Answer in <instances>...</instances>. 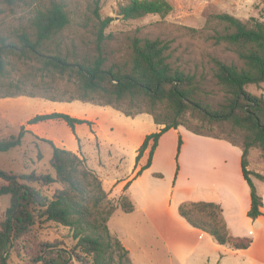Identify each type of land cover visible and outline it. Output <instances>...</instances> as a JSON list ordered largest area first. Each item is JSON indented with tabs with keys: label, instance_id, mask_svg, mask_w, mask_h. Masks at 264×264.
Wrapping results in <instances>:
<instances>
[{
	"label": "trees",
	"instance_id": "16d2710c",
	"mask_svg": "<svg viewBox=\"0 0 264 264\" xmlns=\"http://www.w3.org/2000/svg\"><path fill=\"white\" fill-rule=\"evenodd\" d=\"M28 1L0 0V16ZM172 10L169 0H122L116 13L123 20H138L148 15L163 17ZM94 17L96 29L88 50H82L84 45L65 35L70 18L60 0L34 8L20 29L0 31V86L15 89L0 98L24 95L22 86L38 76L41 90L54 93L44 96L48 100H80L111 106L126 116L151 115L161 128L147 134L139 146L136 161L149 149L138 174L150 166L159 137L171 128L184 126L195 134L226 140L242 149V173L250 187L247 215L251 219L261 215L262 197L249 175L262 181L264 175L247 170V156L251 147L264 150V98L252 94L246 86L264 81V20L246 23L228 13L208 17L200 32L232 56L226 60L208 54L206 63L218 88L208 100L205 76L180 61L170 40L142 35L138 29L123 36L105 34L113 17L101 18L97 7ZM111 40L117 42L118 52L110 48ZM12 58L25 68L14 78L10 77L15 67ZM57 80H63L65 88L58 86ZM70 91L67 98L56 96ZM48 119L62 120L71 129L76 124L90 123L56 111L36 114L27 123ZM228 130L240 136L241 143ZM25 134L37 138L21 125L17 133L0 139V152L19 147ZM41 140L52 149L49 164L54 174L34 170L15 173L0 168V195H9L0 223V264H12V256L22 254L26 256L25 264H133L127 249L108 227L116 206L108 200L101 179L77 154L56 147L49 139ZM182 143L179 135L173 184ZM54 184L58 186L46 193L45 188ZM119 204L124 212L135 208L127 196H122ZM178 211L190 225L208 233L220 245L238 250L252 243L251 237L231 233L218 203L183 201ZM46 223L67 228L74 244L67 248L62 240H39L32 234L35 226Z\"/></svg>",
	"mask_w": 264,
	"mask_h": 264
},
{
	"label": "crops",
	"instance_id": "0c3cea01",
	"mask_svg": "<svg viewBox=\"0 0 264 264\" xmlns=\"http://www.w3.org/2000/svg\"><path fill=\"white\" fill-rule=\"evenodd\" d=\"M75 101L80 100L51 102L59 106L55 111L90 123L76 124L71 129L66 122L58 124L59 120L54 119L28 124L27 120L31 117H26L19 124L37 136V140L49 139L56 147L83 158L87 167L101 179L108 200L116 206L108 227L127 249L133 264H149L144 251L150 252L149 257L156 252L161 254L156 258L157 264H163L162 257L166 258L168 264H264V181L253 174L249 175L263 202L262 214L251 219L247 215L250 187L242 173V149L239 146L178 126L159 137L150 166L138 174L148 159L149 148L138 161L137 150L145 136L154 132L142 133L135 147V161H123L117 153L112 152V146L103 141V138L110 141V137L103 130L102 120L116 116L120 111L111 106H100L103 109L95 110L94 104L81 101L82 113H76L70 111L67 105ZM140 115L149 114L136 116ZM160 128L157 125L156 132ZM179 135L183 143L178 154L179 170L173 184ZM247 170L258 172L257 168H250L249 163ZM122 196H127L134 204L133 211L122 210L119 204ZM183 201L220 204L222 216L231 233L251 237V245L246 249L233 250L218 244L212 236L193 227L179 214L178 206ZM119 214L124 219H135L149 233L150 240L145 243L149 247L142 255H137V259L125 239L128 234L126 225L116 223L115 229H111V219ZM127 240L130 241L129 238Z\"/></svg>",
	"mask_w": 264,
	"mask_h": 264
},
{
	"label": "rangeland",
	"instance_id": "374dc122",
	"mask_svg": "<svg viewBox=\"0 0 264 264\" xmlns=\"http://www.w3.org/2000/svg\"><path fill=\"white\" fill-rule=\"evenodd\" d=\"M50 0H29L27 3L12 7L0 16V31L4 29H20L25 23V18L37 6L48 4ZM64 3L68 11L70 23L65 29V35L72 37L76 42L84 45L82 50H88L92 46L94 31L96 29L94 10L98 9L101 18L111 16L113 20L109 23L104 33H113L117 36L131 34L135 30L146 36H159L171 41V47L175 55L180 57V61L188 68L194 69L199 75L205 76V88L207 89L208 100H212L217 93V86L214 84L209 73V65L206 63L208 54H218L220 57L230 60L231 54L223 46L215 47L206 39V33L200 32L204 28L208 17L215 13H228L243 22L252 23L255 19L264 20V2L260 0H169L173 5V10L166 16L148 15L138 20H123L117 15V7L122 0H60ZM118 17V18H116ZM117 42L111 40L110 48L118 52ZM115 55H118L116 53ZM230 56V57H229ZM14 70L10 71V77L14 78L25 71L17 59L12 58ZM3 80L5 78H2ZM48 80V79H46ZM33 82L35 85H33ZM57 85L65 88L63 80H57ZM246 89L254 95L264 98V81L258 84H250ZM7 86H0V96L4 92H9ZM24 96L0 98V139L7 138L15 134L20 129L19 122L22 118L32 117L36 114L54 112L59 106L47 101L44 96H51L41 90L40 79L34 76L32 81L22 86ZM33 93L34 96L27 94ZM72 91L65 94H57L67 98ZM70 102V101H69ZM63 104V103H62ZM65 104V103H64ZM72 112L82 113L83 103L75 101L67 104ZM95 110L103 109L100 105L94 104ZM58 112V111H56ZM118 112V111H117ZM68 114V113H67ZM9 120V121H7ZM102 120V119H101ZM103 130L110 137L104 139L106 144H110L112 152L123 160L135 161V147L138 144L142 133L156 132L157 125L149 115L126 116L118 112L116 116H108L102 120ZM58 124H64L59 120ZM6 123V125H4ZM230 136L241 143V137L228 130ZM52 149L49 144L39 141L30 134H25L22 144L8 152H0V168L15 173H28L31 171L50 172L53 170L49 164ZM248 163L250 168H257L258 172L264 175V150L260 147H251L248 151ZM253 172V171H252ZM3 181L0 179V185ZM54 184L46 187L45 192L50 194ZM111 202V201H110ZM9 205V195H0V223L4 218L5 210ZM122 214L115 215L111 219V229H115L116 223H124L128 234L125 236L127 243L132 247L135 258L142 255L148 249L150 240L149 233L143 229L135 219H124ZM113 231V230H112ZM39 240L49 241L62 240L67 248L74 244L68 236L67 228L60 225L46 223L42 226H35L32 230ZM130 239V241L127 240ZM149 264H157L156 258L161 254L157 252L149 257L150 252L144 251ZM12 264H25L26 256H12ZM163 264H168L165 257H162ZM70 264H78L76 261Z\"/></svg>",
	"mask_w": 264,
	"mask_h": 264
},
{
	"label": "water",
	"instance_id": "95a60500",
	"mask_svg": "<svg viewBox=\"0 0 264 264\" xmlns=\"http://www.w3.org/2000/svg\"><path fill=\"white\" fill-rule=\"evenodd\" d=\"M116 18H118V17H116Z\"/></svg>",
	"mask_w": 264,
	"mask_h": 264
}]
</instances>
